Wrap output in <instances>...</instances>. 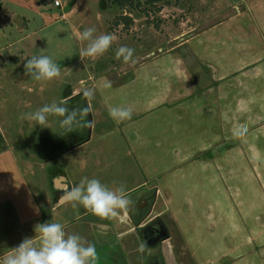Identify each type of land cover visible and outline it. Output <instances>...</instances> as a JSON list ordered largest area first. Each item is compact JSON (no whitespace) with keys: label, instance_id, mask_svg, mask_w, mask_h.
I'll use <instances>...</instances> for the list:
<instances>
[{"label":"rangeland","instance_id":"obj_1","mask_svg":"<svg viewBox=\"0 0 264 264\" xmlns=\"http://www.w3.org/2000/svg\"><path fill=\"white\" fill-rule=\"evenodd\" d=\"M54 1L0 0L5 6L9 5L8 8L12 10L11 15L20 14L16 17L17 19L5 20L4 15L0 17V135H3L4 142L8 146V159L17 160L26 170L27 178L44 210L43 223L59 222L64 225L66 232H75L86 240L92 237L98 242L102 235L97 233L93 223L94 218L98 216L91 214L81 205L74 208L70 203L59 210H52L53 197L50 195L49 181L44 177L45 171L41 169V165L53 159L54 165L66 167L74 178L77 176L74 180H77L78 184L83 177H88L99 179L110 188L123 185L126 198L130 203L127 209L118 210V212L132 215L133 219H136L134 214L138 211L146 212L148 222L157 223V219H154L156 215L153 213L152 204L150 202L147 204V198L144 195V191H147V184L144 182L147 179L134 160L127 138L111 120L104 99L101 97V93L107 90H103L100 86L101 81L96 80L99 74L104 73L103 63L111 64V68L104 73L107 80L115 82L119 79L126 80L133 75V71L128 76L120 77V68L127 66L132 70L133 63H126L122 58H116L115 53L120 46L135 50L134 64L138 66L147 59L148 53L158 54L162 47L174 45L177 42L173 40L175 36L181 33L196 35L225 20L228 16L240 12L247 0H167L158 5L161 7L160 11L145 4L136 8L129 6L126 8V13L132 10L130 15L134 21L128 28L123 24L119 26L114 24V20L124 12L119 5L115 4L116 0H107L106 4L110 9L104 4L106 0H76L74 9L64 14L65 18L62 13L53 12L58 9ZM147 9H149L148 13ZM45 24L48 26L41 29L40 27ZM89 27L96 28L95 35L109 34L110 27V30L118 33L120 37L113 41L110 49L102 56L83 58L85 63H96L95 65L90 63L86 68H80L75 63L68 67L57 63L59 59L78 61L80 50L85 44L77 37ZM10 42L15 44L7 47ZM40 55L49 56L59 64L61 69L59 77L51 81H35L25 74L24 64L27 59ZM137 73L144 77L146 67L141 68ZM89 91L92 95L86 97L85 93ZM69 95L71 97H68ZM235 97L239 98V95H235L233 99ZM62 100L70 110L83 107L90 109L93 119L91 131L89 127H82L66 134L60 126L62 117L59 116H49L46 125L20 118L24 113L34 112L46 104L59 103ZM238 101L233 103L229 121L232 128L241 123V126L235 127L237 134L233 135L223 147H217L214 153H209L207 156L213 160L221 153L223 154V151L227 152L231 149V155L227 158L229 161L226 162L230 163L231 167L230 170H226L225 182H223L224 177H221L223 190L220 191L219 184H216V202L222 205L225 202L226 208L237 214L235 217L232 216L231 226H241L248 230L254 222L252 219L254 215L264 210V182L255 179V174L262 173L260 164H264V159L263 161L261 159L264 158V113L259 114L261 103L239 104ZM246 109L258 114L248 115ZM86 119L89 120V115ZM245 130L248 133L254 132L247 138L248 143L255 144L257 141L258 146L251 147L247 145L245 137L242 139ZM88 134L91 139L87 144L70 151L75 135L86 137ZM1 147L0 139V149ZM257 160L260 161L259 164ZM83 162L88 169L77 174V168ZM181 170H184L186 177L189 172L188 166ZM155 201L154 197V203ZM180 202L191 201H183L181 198L179 201H174V208ZM193 202L206 205L208 201L200 199ZM162 208L159 207V209ZM81 212L83 214L79 218L77 214ZM161 217L164 218L161 224L166 221L160 232L164 243L163 248L153 249L154 252L162 251L160 260L164 257L167 264L174 263V252L177 256L179 255L184 264H195L191 256L192 252L186 247L175 223L170 219L171 216L167 213L162 214ZM5 224L6 227H4ZM11 229V220L0 211V256L17 247L20 240H23L24 230L18 235ZM125 235L118 242L122 252H119L115 245L96 248L98 256L96 264H112L106 260L112 253L120 254L118 261L121 264H136L145 259L147 253H144V249L139 244L133 243L136 236L131 233ZM34 245L39 247V240ZM219 250L218 246L210 249L201 248L200 254L212 256ZM252 250H259V248H244L241 252L245 255L244 257H248ZM123 253L126 254L123 255Z\"/></svg>","mask_w":264,"mask_h":264},{"label":"crops","instance_id":"obj_2","mask_svg":"<svg viewBox=\"0 0 264 264\" xmlns=\"http://www.w3.org/2000/svg\"><path fill=\"white\" fill-rule=\"evenodd\" d=\"M106 2L104 4L110 9ZM0 3V17L4 15L5 20H10L20 16L17 13L11 15L9 5ZM47 26L45 24L40 28ZM108 30L115 39L120 37L110 27ZM182 36L184 33L175 36L173 40L178 41ZM13 44L15 42H10L7 47ZM151 55L152 52L148 53L147 59L140 65L133 64L132 70L127 66L120 68V77L128 76L133 71V75L123 81L107 80L104 73L111 68V64L103 63L104 73L99 74L96 81H101L100 86L107 90L101 93V97L108 112L111 107L132 110L130 120H111L127 138L134 160L147 179L144 182L147 184L144 195L147 204H152L156 215L154 219L161 224L164 220L162 214L168 213L171 216L186 247L192 252L195 264H264V210L254 215V222L248 230L241 226H231V218L237 214L227 209L225 202L223 205L216 202V184H219L220 191L223 190L221 177H224L225 182L226 170L231 167L230 163H226L231 149L223 151L219 158L213 160L207 156L237 134L235 127L241 126V123L234 128L229 123L235 101L239 100V104L261 103L259 114L264 113V0H247L240 12L193 34L190 39L165 52ZM57 63L64 67L75 63L80 68H86L91 62L85 63V59L79 57L76 62L59 59ZM144 67L146 74L143 77L137 72ZM109 83L111 86L107 87ZM237 94L239 98L233 99ZM246 111L251 116L258 114L252 110ZM243 132L242 139L246 138L247 145L258 146L257 141L255 144L248 143L247 138L254 132ZM85 138L79 144L72 141L70 151L87 144L88 141L83 143ZM8 150L6 144L0 149V211L11 220L12 232L19 235L24 230L23 240L33 238L34 244L39 240L35 226L43 223L44 210L27 178L25 168L17 160L8 159ZM261 159L263 161L264 158ZM256 162L259 164L260 161ZM185 166L189 168L186 177L184 170H181ZM260 167L262 173L255 174V179L264 182V164L261 163ZM41 169L49 181L50 195L53 197L52 210L65 207L69 203L60 204L59 198L63 192L78 184L74 180L77 176L74 178L66 167L54 165L53 159L42 163ZM87 169L83 162L77 168V174ZM181 198L191 202H180L174 208V201ZM200 199L207 200V204L193 202ZM82 214L78 213L77 216L80 218ZM119 215L117 211L116 217ZM116 217L94 218L95 230L102 235L98 242L94 239L90 242L95 248L113 246L111 238L103 234L104 230L108 233L112 230L119 236L129 233L136 236L137 226L151 224L148 219L145 223L135 224L128 218L125 223H130L129 226L125 224L118 229L113 227L114 224L111 225ZM106 222L111 223V226L103 229L102 224ZM165 224L166 221L162 225ZM139 238L135 237L133 243L141 247ZM215 246L220 247V250L215 251L214 255L200 254L201 248L210 249ZM244 248L259 250H252L248 257H244L241 252ZM119 255L109 254L106 260L112 264H121L118 261ZM177 262L184 264L180 257ZM136 264H147V261L143 259Z\"/></svg>","mask_w":264,"mask_h":264},{"label":"clouds","instance_id":"obj_3","mask_svg":"<svg viewBox=\"0 0 264 264\" xmlns=\"http://www.w3.org/2000/svg\"><path fill=\"white\" fill-rule=\"evenodd\" d=\"M95 27L85 28L77 39L85 46L80 50V58H96L106 53L113 44L112 34L96 33ZM134 49L120 46L115 55L124 62L135 63ZM25 74L35 81H51L61 75L60 66L46 55L32 56L24 64ZM110 87V83L106 85ZM92 93L86 92L89 97ZM89 109H69L65 101L46 104L34 112L24 113L21 119L46 125L49 116L62 117L60 126L65 133L77 128L89 127L92 121L86 119ZM109 116L116 121L130 120L132 110L125 107H111ZM58 203H70L72 207L83 206L91 214L100 218L116 217L117 211L127 209L130 201L126 198L123 185L110 188L99 179L83 177L79 184L63 192ZM39 236V247L33 238H25L17 247L0 256V264H96L98 259L95 245L76 233H68L59 222H44L35 226Z\"/></svg>","mask_w":264,"mask_h":264},{"label":"flooded vegetation","instance_id":"obj_4","mask_svg":"<svg viewBox=\"0 0 264 264\" xmlns=\"http://www.w3.org/2000/svg\"><path fill=\"white\" fill-rule=\"evenodd\" d=\"M68 97H71V95H69ZM87 137V136H86ZM84 138V136L81 137V135H75V137L73 138L72 141H76V144H79L80 141ZM0 139L2 142V148L5 146V142L4 139L2 137V135H0ZM146 212H137L134 214V216L136 217V219L131 218L132 215H124V214H120L119 216H117L111 223L106 222L105 224H102V228L103 229H107L108 227H110L111 225L116 227L118 229L122 228L125 224L127 225V227L129 226L130 223H125L126 219H130V221L135 224H139L138 222L141 223H145L147 220V216L145 214ZM136 220V221H135ZM111 224V225H110ZM137 226V232H136V237L140 239V243H141V247L144 249V253H147V257H145V261H147L149 264H167L165 262V259H161L160 257H162V251L159 252H154L153 249L156 248H163V243L164 240L161 239L160 237V232L162 231L163 225L160 224L159 222L157 223H151V224H145L144 226L140 227ZM104 235L108 236V239L111 238V241L113 243V245H115L118 248V251H121V246L120 244H118V242L121 240L122 236L117 235L116 232L114 231H110V233L108 234V231L103 232ZM142 238V240H141ZM88 240L93 241V238L88 237ZM87 240V241H88ZM116 241V243H115ZM89 242V241H88ZM122 252V251H121ZM128 253V251H127ZM126 253H123V255ZM178 254V253H177ZM174 263L173 264H179L177 262V259L179 257V255L177 256L176 253L174 252ZM169 264V263H168Z\"/></svg>","mask_w":264,"mask_h":264},{"label":"trees","instance_id":"obj_5","mask_svg":"<svg viewBox=\"0 0 264 264\" xmlns=\"http://www.w3.org/2000/svg\"><path fill=\"white\" fill-rule=\"evenodd\" d=\"M166 1L167 0H144L141 2L140 0H138L136 2V0H116L115 4L119 5V8L121 9V11H124V12L121 13L118 16V18H116V19L114 18L116 20V21L114 20V24H116L118 26L123 24L126 28H128L132 24L134 19L130 14L133 11L131 10L130 13H128V12L126 13V8L129 6L136 8V7H141L142 5L145 4V5L149 6L150 8H154L157 11L159 9V11H160L161 7L160 6L158 7V5L162 4ZM1 6H2V4L0 3V9H1ZM148 10L149 9H147V13H148Z\"/></svg>","mask_w":264,"mask_h":264},{"label":"water","instance_id":"obj_6","mask_svg":"<svg viewBox=\"0 0 264 264\" xmlns=\"http://www.w3.org/2000/svg\"><path fill=\"white\" fill-rule=\"evenodd\" d=\"M75 2H76V0H70L68 3H67V5H65V7L63 8V9H58V10H55V11H57V12H59V13H62L63 15L64 14H67V13H69L71 10H72V8H73V5L75 4ZM193 36V34H186V35H184V36H182L174 45H176V44H179V43H181V42H184V41H186V40H188V39H190L191 37ZM174 45H169V46H167V47H162L160 50H159V53H161V52H165V51H167V49L168 48H171V47H173ZM154 55H156L155 53H152V56H154ZM86 104H87V102H86ZM88 108V107H87ZM89 114V121H92L93 119H92V115H91V113H90V109H89V112H88ZM91 128H92V123H91V125L89 126V129H90V131H91ZM90 140V134H88V136L85 138V140L83 141V143L84 142H87V141H89Z\"/></svg>","mask_w":264,"mask_h":264},{"label":"built area","instance_id":"obj_7","mask_svg":"<svg viewBox=\"0 0 264 264\" xmlns=\"http://www.w3.org/2000/svg\"><path fill=\"white\" fill-rule=\"evenodd\" d=\"M70 0H55L54 5L58 9H63Z\"/></svg>","mask_w":264,"mask_h":264}]
</instances>
